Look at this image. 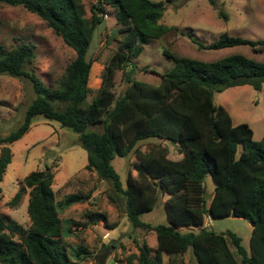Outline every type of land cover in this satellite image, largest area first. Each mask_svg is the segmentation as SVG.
I'll list each match as a JSON object with an SVG mask.
<instances>
[{"label":"trees","instance_id":"1","mask_svg":"<svg viewBox=\"0 0 264 264\" xmlns=\"http://www.w3.org/2000/svg\"><path fill=\"white\" fill-rule=\"evenodd\" d=\"M0 4L22 6L36 14L75 52L58 85L52 88L26 70L35 56L33 45L20 43L11 49L0 45V74L28 78L35 93L22 122L0 136V181L11 162L9 146L27 133L31 119L40 115L78 135L87 154L84 168L99 179L111 181L114 196L124 198L133 228L155 232L154 248L145 240L138 245V264H163L164 253L183 254L188 248L196 264H264V135L254 140L247 123L234 124L228 111L214 102L217 93L231 86L247 84L260 90L264 60L235 53L203 61L164 50L173 65L159 74L157 84H149L130 78L134 68L127 72L124 68L145 44L172 28L159 23L164 9L161 2L93 0L90 18L85 16L82 0H0ZM107 5L115 10L123 37L103 68L96 94L87 103L92 61L85 56L100 20L98 12H104ZM186 35L199 49L247 45L254 53H264V39L222 33L204 44L190 33ZM116 70H122L130 82L117 97L113 91ZM95 125H101L102 131L90 129ZM151 138L169 142L181 157L168 158V148L160 145L146 152L136 149L139 141ZM131 151L137 158L132 163L136 175L128 171L123 184L112 162ZM208 174L214 189L205 200L203 180ZM52 182L51 166L33 170L8 201L9 206H16L29 189V227L0 212V264H75L62 241L63 220L58 206L68 207L88 200L90 195L70 193L57 202ZM159 194L167 195L163 202L167 222L151 225L140 217L153 210ZM109 198L114 202L113 196ZM232 213L252 226L250 253L235 233H217L203 226L206 215L220 218ZM106 219L105 213L90 210L83 224ZM182 227L188 230H180ZM86 253L78 246L75 255Z\"/></svg>","mask_w":264,"mask_h":264},{"label":"rangeland","instance_id":"2","mask_svg":"<svg viewBox=\"0 0 264 264\" xmlns=\"http://www.w3.org/2000/svg\"><path fill=\"white\" fill-rule=\"evenodd\" d=\"M152 1L161 2L164 6L159 23L172 28L160 38L151 39L144 45L143 51L125 66L126 72L135 69L130 78L157 84L159 74L168 71L173 65L171 59L163 54L164 50L203 61H213L235 53L258 61L264 60V53H254L247 45L199 49L186 35L188 32L195 40L204 44L216 40L222 33L251 40L264 39V0ZM82 2L85 6V16L90 18V5L93 0ZM104 8V12H98L100 20L85 56L86 60L92 61L87 103L96 94L101 84L103 68L123 37L118 31L120 24L116 21L115 10L109 5ZM20 43H29L34 47L35 56L26 70L33 72L45 85L52 88L58 85L67 65L75 58L74 50L36 14L22 6L0 4V45L11 49ZM113 81L116 97L122 95L130 85L122 70L115 71ZM34 97V89L28 78L0 74V136L17 128L23 120L27 105ZM214 102L228 111L234 124L247 123L253 130L254 140L257 141L263 136L264 84L260 90H255L247 84L228 87L214 96ZM90 129L102 131L101 125L92 126ZM156 145L167 147V157L170 158V143L157 138L139 141L136 149L146 152ZM9 147L12 158L0 181V212L23 227L30 225L27 213L29 189L26 188V193L16 206H9L8 201L17 191L19 183L31 171L51 166V186L57 202L70 193H89L88 200L73 203L68 207L58 206L59 216L63 220L62 241L75 264H138V245L145 240L151 248L156 246L153 230L145 231L131 226L125 212L124 198L120 195L114 196L111 181L99 179L95 172L84 168L87 154L80 146L75 132L62 127L57 121L38 115L31 119L28 132ZM171 150V158H179L174 148ZM135 161L137 158L134 151L126 157L114 158L113 166L123 184L128 171L133 176L136 175L132 168ZM203 187L206 194H211L214 189L211 175L205 176ZM110 195L114 197V202L109 198ZM166 198L167 195L159 194L153 210L142 214L140 219L151 225L166 223L163 208ZM90 210L105 213L106 221L84 226V215ZM207 222L208 225L205 224ZM204 224L217 233H235L241 238L242 246L250 253L252 226L247 220L233 216L211 218L206 215ZM111 226L113 228H110ZM78 246H83L90 254L76 257ZM163 264H196V261L191 248H188L183 254L164 253Z\"/></svg>","mask_w":264,"mask_h":264},{"label":"crops","instance_id":"3","mask_svg":"<svg viewBox=\"0 0 264 264\" xmlns=\"http://www.w3.org/2000/svg\"><path fill=\"white\" fill-rule=\"evenodd\" d=\"M232 122H233V120H232ZM262 134L264 135V131L262 132ZM261 139V138H260ZM171 147H170V158H171V154H172V150H171V148H174V151H175V153L177 154L176 156L177 157H181V155L180 154H178V152H177V150H176V148L174 147V146H172V145H170ZM179 158H171V159H179ZM206 224V223H205ZM203 225V226H205L206 227V225ZM182 228H185V229H187L186 227H182Z\"/></svg>","mask_w":264,"mask_h":264},{"label":"water","instance_id":"4","mask_svg":"<svg viewBox=\"0 0 264 264\" xmlns=\"http://www.w3.org/2000/svg\"><path fill=\"white\" fill-rule=\"evenodd\" d=\"M210 197H211V194H205V195H204L205 200H207V199L210 198ZM232 216H234L233 213H232Z\"/></svg>","mask_w":264,"mask_h":264},{"label":"built area","instance_id":"5","mask_svg":"<svg viewBox=\"0 0 264 264\" xmlns=\"http://www.w3.org/2000/svg\"><path fill=\"white\" fill-rule=\"evenodd\" d=\"M206 225H208V222L206 223Z\"/></svg>","mask_w":264,"mask_h":264}]
</instances>
